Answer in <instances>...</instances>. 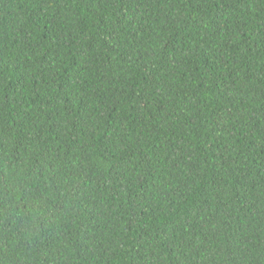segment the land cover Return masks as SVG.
<instances>
[{"label": "trees", "instance_id": "obj_1", "mask_svg": "<svg viewBox=\"0 0 264 264\" xmlns=\"http://www.w3.org/2000/svg\"><path fill=\"white\" fill-rule=\"evenodd\" d=\"M0 264H264V0H0Z\"/></svg>", "mask_w": 264, "mask_h": 264}]
</instances>
